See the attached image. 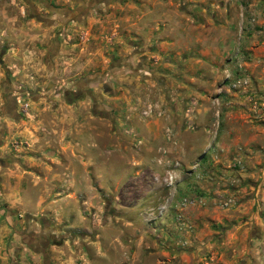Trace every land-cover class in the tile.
<instances>
[{
	"label": "rangeland",
	"instance_id": "374dc122",
	"mask_svg": "<svg viewBox=\"0 0 264 264\" xmlns=\"http://www.w3.org/2000/svg\"><path fill=\"white\" fill-rule=\"evenodd\" d=\"M198 1L245 10L240 20L264 40V0ZM32 5L0 0V203L47 228V244L73 264H264V89L245 53L231 73L248 75L251 90L229 89L213 131L225 155L190 174L195 163L180 166L169 130L161 141L142 135L164 116L158 65L124 63L72 32L73 50L56 57ZM84 42L90 59L79 58ZM148 156L153 164L140 162Z\"/></svg>",
	"mask_w": 264,
	"mask_h": 264
},
{
	"label": "crops",
	"instance_id": "0c3cea01",
	"mask_svg": "<svg viewBox=\"0 0 264 264\" xmlns=\"http://www.w3.org/2000/svg\"><path fill=\"white\" fill-rule=\"evenodd\" d=\"M174 1L32 0V12L47 16L46 20H39L41 23L36 20L45 27L39 38L52 42L56 57L73 50L74 44L64 43L71 41L72 32L73 36L83 35L85 40L92 36L101 41L124 63L134 65L141 59L158 65L154 75L162 88L158 98L164 116L148 119L142 135L145 140L161 141L163 136L166 139L164 130H169L168 137L176 140L175 159L181 167L183 163L190 167L198 160L210 161L208 156L225 155V135L213 134L220 116L225 118L229 114L223 104L230 90L223 81L232 71V55L238 46L246 55L250 77L264 89V40L259 38L263 37L262 31H253L244 17L240 20L246 11L236 6L230 10L223 3L220 8L203 9L198 8V0H178L182 6L178 10ZM110 22H115L114 26ZM120 25H125L126 32H118ZM86 45L84 42L80 49V59L92 57ZM172 90H176V97L172 96ZM212 96L214 101H210ZM190 98L197 105L188 121L184 107ZM188 123H193L194 129L188 128ZM135 126L132 127L137 131ZM199 132L201 138L196 135ZM140 162L153 164L150 156ZM46 230L0 203V264H73L61 257L60 248L47 244Z\"/></svg>",
	"mask_w": 264,
	"mask_h": 264
},
{
	"label": "built area",
	"instance_id": "2783aa9c",
	"mask_svg": "<svg viewBox=\"0 0 264 264\" xmlns=\"http://www.w3.org/2000/svg\"><path fill=\"white\" fill-rule=\"evenodd\" d=\"M243 52L241 51L240 48H237L234 52V54L232 55V58H234L236 61L241 60ZM239 65V70L241 69V64ZM227 84L228 89H236V88H243L246 92L251 90L249 89L248 85L250 83V77L248 75H246L244 72H239L238 75H234L231 72L227 73L225 75V80L223 81ZM192 104H194V102H192ZM193 107H186L185 110V118L189 121L190 120V116L191 113L193 112ZM152 107H149V109L146 111V113H151L152 112ZM188 128L190 129H194V125L193 123L191 124H187ZM197 164H195V166L191 167V172L190 174H199L198 172H196V168H197ZM209 173V177H211L213 170L210 171V169L207 171Z\"/></svg>",
	"mask_w": 264,
	"mask_h": 264
}]
</instances>
